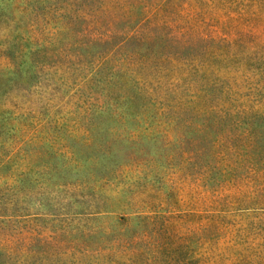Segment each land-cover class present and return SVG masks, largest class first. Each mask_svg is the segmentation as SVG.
Wrapping results in <instances>:
<instances>
[{
	"label": "rangeland",
	"instance_id": "374dc122",
	"mask_svg": "<svg viewBox=\"0 0 264 264\" xmlns=\"http://www.w3.org/2000/svg\"><path fill=\"white\" fill-rule=\"evenodd\" d=\"M0 264H264V0H0Z\"/></svg>",
	"mask_w": 264,
	"mask_h": 264
}]
</instances>
